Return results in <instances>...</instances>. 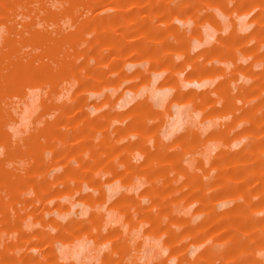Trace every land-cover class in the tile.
Returning <instances> with one entry per match:
<instances>
[{"label":"rangeland","instance_id":"1","mask_svg":"<svg viewBox=\"0 0 264 264\" xmlns=\"http://www.w3.org/2000/svg\"><path fill=\"white\" fill-rule=\"evenodd\" d=\"M0 264H264V0H0Z\"/></svg>","mask_w":264,"mask_h":264},{"label":"crops","instance_id":"2","mask_svg":"<svg viewBox=\"0 0 264 264\" xmlns=\"http://www.w3.org/2000/svg\"><path fill=\"white\" fill-rule=\"evenodd\" d=\"M153 92H154V96L156 97V99H158V98L160 99V98L163 97V96H156V95H155V91H153ZM176 121H177V119H176V120H173V123H172V124H176V123H175Z\"/></svg>","mask_w":264,"mask_h":264},{"label":"bare ground","instance_id":"3","mask_svg":"<svg viewBox=\"0 0 264 264\" xmlns=\"http://www.w3.org/2000/svg\"><path fill=\"white\" fill-rule=\"evenodd\" d=\"M160 89H161V88H160ZM156 91H158V94H159V95H158V94H157V95L160 96L162 92L159 91V90H156ZM163 91H164V90H163ZM166 92H167V91H166ZM163 94H164V93H163ZM173 116H174V115H173ZM176 118H177V117H176ZM171 121H172V120H171ZM175 123H176V122H175ZM172 125H175V124H172ZM172 125H170V126H172ZM80 246H81V245H80Z\"/></svg>","mask_w":264,"mask_h":264}]
</instances>
